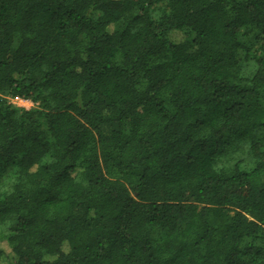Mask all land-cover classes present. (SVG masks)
Wrapping results in <instances>:
<instances>
[{"label":"trees","instance_id":"trees-1","mask_svg":"<svg viewBox=\"0 0 264 264\" xmlns=\"http://www.w3.org/2000/svg\"><path fill=\"white\" fill-rule=\"evenodd\" d=\"M1 244L264 264V0H0Z\"/></svg>","mask_w":264,"mask_h":264},{"label":"rangeland","instance_id":"rangeland-1","mask_svg":"<svg viewBox=\"0 0 264 264\" xmlns=\"http://www.w3.org/2000/svg\"><path fill=\"white\" fill-rule=\"evenodd\" d=\"M181 39H182V36L179 34L173 36V40H176V42L180 41ZM8 102L14 107L23 108L26 110L31 109L35 106L34 104H32L29 101H23V100H19V99L8 98ZM0 247L4 250L6 255L9 254V250L7 249V247L4 244H1ZM63 250L66 251L65 246H64Z\"/></svg>","mask_w":264,"mask_h":264}]
</instances>
